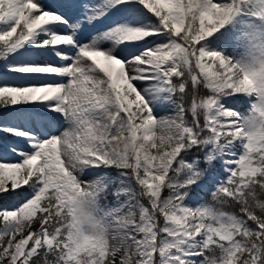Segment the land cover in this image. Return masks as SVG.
Segmentation results:
<instances>
[{"label":"snow or ice","instance_id":"6c2138e0","mask_svg":"<svg viewBox=\"0 0 264 264\" xmlns=\"http://www.w3.org/2000/svg\"><path fill=\"white\" fill-rule=\"evenodd\" d=\"M253 5L264 19V0H67L69 20L0 0V71L30 81L0 83V109L40 103L67 124L46 139L5 129L29 148L0 160V194L18 198L0 208V264H264V28H229ZM110 13L88 44L55 30ZM241 95L249 113L224 104ZM195 150L224 178L186 159Z\"/></svg>","mask_w":264,"mask_h":264},{"label":"rangeland","instance_id":"374dc122","mask_svg":"<svg viewBox=\"0 0 264 264\" xmlns=\"http://www.w3.org/2000/svg\"><path fill=\"white\" fill-rule=\"evenodd\" d=\"M88 2H94L95 4L100 5V11L102 12L104 6L106 3H108V0H88ZM39 3H41L45 10L57 12L61 16H64L66 19L74 20L78 15L79 12L77 10L69 9L66 7L67 0H39ZM258 13V9L256 10ZM120 14H113L110 13L108 16L104 17L103 19L99 21H94L93 24H90L86 27H82L80 24H70L68 26L60 27L57 26L56 29L59 32H73L76 36V39L79 43L82 44H88L89 42H94V37L97 36V34L101 30L107 29V26L112 23L113 20L117 19ZM239 17L246 18L249 20L248 15L246 13L241 14ZM258 18V15H257ZM138 20H142L144 23H147L148 20L144 17L143 14H140L137 16ZM260 19V18H259ZM262 22H264V19H260ZM248 23V22H246ZM249 24V23H248ZM263 26L257 25V24H249L244 25L242 29L240 30L242 33L245 32H253L256 29H261ZM25 47H29V45H25ZM103 47H111L110 43H105ZM23 49H17V51H22ZM117 51L123 56V55H130L132 52L136 51V48H128L125 49L123 45H121ZM16 53L13 52L9 54V59L12 58ZM138 54V53H137ZM3 63V62H0ZM3 82H9V83H15L18 86H25L27 83H29V79L22 76L21 74H13L8 73L6 69L3 71H0V83ZM139 86V85H138ZM242 96V95H241ZM246 100L250 103V109H251V103L254 101V98L246 97ZM240 104V100L238 98L231 97L229 98V101L225 104L226 107L230 109H234L238 112V105ZM154 111L158 116L167 117L170 115H174L173 108L169 106L168 104L164 105H157L154 108ZM30 115L35 117L36 124H41L40 127H49L52 125V130L50 128L51 134L58 135L59 132H62L64 128L67 127V124L63 122V117L60 116L58 113H53L49 110L47 106L44 104L36 103V104H21L12 106L8 109H3L0 112V160L4 159L8 162H17L20 157L17 155L16 152H14L12 149L16 148L21 151H27L29 148V144L26 138L12 135L8 131H5V129H20L23 131H28L26 128V122L29 120L31 121ZM36 116H35V115ZM45 123V124H44ZM29 131H32L29 130ZM111 172L113 170H110ZM115 176V174H112ZM87 178V174L85 176ZM223 179V177H220ZM25 186H22L24 188ZM199 192H207V196H201L200 193L195 191V193L192 195L197 200L198 204L201 205H216V202L214 203L212 193L210 191H207V189L204 186L197 187ZM21 189H16L14 191H19ZM214 191V189H213ZM4 194H0L2 196ZM203 195V194H202ZM15 199H18L15 197L13 200L9 201L6 205H1L0 202V208L4 206L11 207L12 203Z\"/></svg>","mask_w":264,"mask_h":264},{"label":"trees","instance_id":"16d2710c","mask_svg":"<svg viewBox=\"0 0 264 264\" xmlns=\"http://www.w3.org/2000/svg\"><path fill=\"white\" fill-rule=\"evenodd\" d=\"M252 10H253V8H252ZM252 10H250V12H252ZM246 22H248L249 24H252V25L257 24V25L263 26V28H264V23L258 21L254 17H251L249 20H247L246 18L237 17L236 20L234 21V23L229 25V28L234 30L238 34H242V32L240 31L242 29V27L244 25H249ZM202 94L203 95L209 94V90L202 89ZM234 97H237L240 99V104L238 105V110L241 113H249L248 106L246 104L244 97H241V96H234ZM227 98L228 97L225 98L224 104H226L228 102ZM193 158H198L200 160L201 169H207L206 176L210 177L212 174L222 176L221 175V173H222V167H221L222 161L219 160V158L217 160L213 161L211 166L204 160V152L203 151L195 150V151L189 153L188 156L186 157V159H188V160H191ZM111 173L116 175L115 170H113ZM196 187L197 186H195V185L193 186V191L191 194H193L196 191ZM24 191H26V190L24 189L21 192H24ZM161 195L166 197L168 195V191L167 190L163 191ZM206 196L209 197V195H207V193H206ZM12 198H13V196H11V195L7 196V197H5V196L0 197V202L2 204H6L7 200L12 199ZM106 203H112V199L109 198L106 201ZM214 203H215V201H214ZM224 210L229 211V212L238 211V209L236 207H227V206H225ZM161 223H162V219H161ZM33 227H36L35 224L33 225ZM42 260H43V258H41V264H42Z\"/></svg>","mask_w":264,"mask_h":264},{"label":"bare ground","instance_id":"6f19581e","mask_svg":"<svg viewBox=\"0 0 264 264\" xmlns=\"http://www.w3.org/2000/svg\"><path fill=\"white\" fill-rule=\"evenodd\" d=\"M56 31H58L57 29H55ZM59 32V31H58ZM35 115V114H34ZM30 118H31V121L29 120L28 122H26V128L29 130L32 129V132L34 133H38V134H44V138L46 139L47 138V134L50 132V128L52 130V125H50V128L49 127H40L41 124H36L35 121V117L30 115ZM36 116V115H35ZM45 124V123H44ZM1 130V129H0ZM29 146V145H28Z\"/></svg>","mask_w":264,"mask_h":264}]
</instances>
